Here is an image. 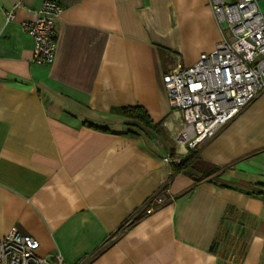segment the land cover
Segmentation results:
<instances>
[{"label":"crops","instance_id":"obj_1","mask_svg":"<svg viewBox=\"0 0 264 264\" xmlns=\"http://www.w3.org/2000/svg\"><path fill=\"white\" fill-rule=\"evenodd\" d=\"M42 1L0 0V239L52 262L264 264V93L184 164L172 137L162 77L221 39L208 0H56L46 65L22 27Z\"/></svg>","mask_w":264,"mask_h":264},{"label":"built area","instance_id":"obj_2","mask_svg":"<svg viewBox=\"0 0 264 264\" xmlns=\"http://www.w3.org/2000/svg\"><path fill=\"white\" fill-rule=\"evenodd\" d=\"M218 23L221 39L193 64H177L163 77L170 113L177 114L175 143L197 150L230 119L264 93V9L259 0H208ZM63 11L56 0H43L31 19L22 22L33 41L32 60L51 64L55 57V21ZM14 17V9L6 19ZM155 205L164 202L155 196ZM149 201L145 214L155 209ZM38 240L15 228L0 239V264H85L87 258L67 263L58 254L49 261L37 254Z\"/></svg>","mask_w":264,"mask_h":264},{"label":"trees","instance_id":"obj_3","mask_svg":"<svg viewBox=\"0 0 264 264\" xmlns=\"http://www.w3.org/2000/svg\"><path fill=\"white\" fill-rule=\"evenodd\" d=\"M118 113L126 119V124L132 128L136 127L137 125H141L149 128L152 131H159V126L153 123L146 110L141 106L122 107L119 109ZM189 151L192 150H188V153L181 161V164H184L189 160V158H191L192 152L189 153Z\"/></svg>","mask_w":264,"mask_h":264},{"label":"rangeland","instance_id":"obj_4","mask_svg":"<svg viewBox=\"0 0 264 264\" xmlns=\"http://www.w3.org/2000/svg\"><path fill=\"white\" fill-rule=\"evenodd\" d=\"M259 5L262 9H264V0H259ZM177 114L176 113H170V119L173 121V122H176L177 121Z\"/></svg>","mask_w":264,"mask_h":264}]
</instances>
